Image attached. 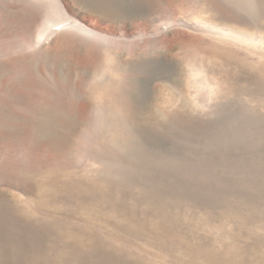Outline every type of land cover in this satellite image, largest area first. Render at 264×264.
Segmentation results:
<instances>
[{
    "label": "rangeland",
    "instance_id": "1",
    "mask_svg": "<svg viewBox=\"0 0 264 264\" xmlns=\"http://www.w3.org/2000/svg\"><path fill=\"white\" fill-rule=\"evenodd\" d=\"M77 1L155 47L80 74L89 118L43 107L41 155L2 154L25 164L0 168V264H264V0Z\"/></svg>",
    "mask_w": 264,
    "mask_h": 264
},
{
    "label": "bare ground",
    "instance_id": "2",
    "mask_svg": "<svg viewBox=\"0 0 264 264\" xmlns=\"http://www.w3.org/2000/svg\"><path fill=\"white\" fill-rule=\"evenodd\" d=\"M89 13L77 0H0V157L24 160L41 155L43 135L35 127L43 107L90 116L80 74L90 83L114 79L104 60L116 48L154 49L152 35L141 42L100 24L93 26ZM59 63L75 75L70 72L73 77L62 79ZM106 111L102 103L95 108L101 121ZM22 161L0 168H18L25 164Z\"/></svg>",
    "mask_w": 264,
    "mask_h": 264
},
{
    "label": "snow or ice",
    "instance_id": "3",
    "mask_svg": "<svg viewBox=\"0 0 264 264\" xmlns=\"http://www.w3.org/2000/svg\"><path fill=\"white\" fill-rule=\"evenodd\" d=\"M107 3V0H89V8L97 7L99 4ZM180 24L192 27L190 24H185V21L179 20L178 21ZM262 152H264V148L261 149Z\"/></svg>",
    "mask_w": 264,
    "mask_h": 264
}]
</instances>
